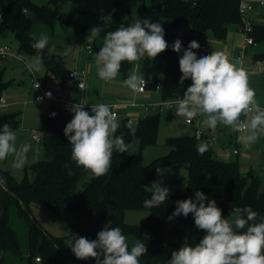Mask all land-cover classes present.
I'll return each mask as SVG.
<instances>
[{"label": "trees", "instance_id": "obj_1", "mask_svg": "<svg viewBox=\"0 0 264 264\" xmlns=\"http://www.w3.org/2000/svg\"><path fill=\"white\" fill-rule=\"evenodd\" d=\"M129 1L132 7L141 4L142 14L126 21H112L95 26L103 29L92 40L93 44L102 41L108 32L115 31L121 24L127 27L137 19H149L150 22L160 18L167 19L175 29L182 25L190 26L194 35L181 39L183 49H187L192 40L197 41L196 34L211 32L217 40L224 41L231 26L242 29L244 25L240 14V0H196L195 4V0H149V3L147 0ZM53 2L56 4L58 0ZM0 7L3 17L0 32L9 29L19 43V55L24 54L31 58L36 55V50L31 47L34 32L30 12L37 13L50 26L59 21L88 35L94 27L79 24L68 16L61 18L57 8L40 7L30 0H0ZM164 32V38L169 45L166 51L154 60L145 56L137 62L124 61L119 72L126 79L136 63L141 62L143 76L151 79L149 90L156 89L158 82L162 81L163 100L174 98L179 93L184 94L192 84L190 78L180 82L182 73L179 69V58L183 51L174 52L172 44L175 39L167 29ZM251 35L255 41L263 42L264 25H255ZM199 45L200 48L194 50L198 58L205 53L204 46L200 43ZM49 48L51 47L47 46L41 53L46 74L48 77L62 79L67 73L66 62L54 52L49 55ZM256 58L264 59V54ZM7 88L8 83L0 74V98ZM51 113H56L54 118ZM118 121L120 127L114 135H123L129 145L128 152L119 153L114 150L111 170L104 176L95 177L72 161V145L64 135L69 116L57 106H54L40 126L44 144L43 160L25 169L22 182H18L10 171L0 169V177L6 181L4 186H0L4 192L3 212L0 215V264H18V261L25 259L27 264H37L36 258H41L42 264H87L75 257L65 238L54 237L43 228L33 215L35 207L47 209L63 220L73 230V235L89 240H95L97 233L103 228L120 227L123 234L134 233L137 236L144 229L152 230L155 237L147 245V253L139 258L140 264H165L171 259L172 252L179 249L183 236L187 235L188 245L195 246L206 235L204 230L195 226L192 214L186 218L183 215L175 217L178 224L169 231H165L161 223L163 216L171 215L175 211L177 201L194 198L196 190L203 192L210 200L214 199L225 219L231 216L232 209L246 206L258 213L256 221L249 224L259 223L260 218L264 217V189L261 188L260 177L253 171L243 174L237 162L216 158L211 141H206L210 142V147L200 155L197 147L203 137L198 139L194 134L169 137L166 142L172 148L170 153L145 166L141 154H130V145L137 138L142 147L155 146L161 114H149L139 121L136 129L127 118ZM4 123H9L11 129L16 130L21 126V113L0 114V126ZM157 167H186L189 172L188 189L185 193H170L161 205L147 209L143 202L151 198V185L161 181ZM69 168L72 175H69ZM13 208L16 216L27 227L25 248L18 228L12 224ZM128 210L141 211L147 216L140 225H129L125 222ZM183 226H187L188 231ZM246 230L247 226L240 231ZM132 245L129 244V248Z\"/></svg>", "mask_w": 264, "mask_h": 264}, {"label": "clouds", "instance_id": "obj_2", "mask_svg": "<svg viewBox=\"0 0 264 264\" xmlns=\"http://www.w3.org/2000/svg\"><path fill=\"white\" fill-rule=\"evenodd\" d=\"M106 24L110 16H101ZM3 17L0 15V23ZM103 28L93 27L87 37L88 41L96 39ZM165 32L161 23L150 22L149 19H137L129 26L121 24L115 31L108 32L95 62L99 78L104 81L114 80L121 69L122 62L140 61L147 56L154 60L169 47L164 38ZM31 47L36 50L28 65L30 71L40 72L43 68L41 53L49 44V36L40 33L39 37L32 34ZM200 45L192 40L187 49H183L180 39L172 44L176 53L183 51L179 58V69L182 73L180 82L191 79L192 84L187 88L182 98L175 102L176 116H182L189 122L198 115L205 117L203 123L215 129L218 124L229 127L239 133L238 141L252 144L264 136V108L256 100L255 90L249 86L248 73L243 68L236 67L223 52L212 51L210 55L197 57L196 49ZM73 50L68 46L64 50L67 56ZM49 55L55 52V45L48 49ZM140 65L123 81V85L134 93L143 92L147 81L139 72ZM77 77L76 73H72ZM40 85H37L39 88ZM79 83V88L84 89ZM159 87V86H157ZM51 92L45 96L51 98ZM43 97H37L42 102ZM85 103L79 101L71 106L73 118L64 128V135L72 145L71 159L78 167L90 171L95 177L106 175L111 170L113 151L128 152L123 135L114 134L120 123L114 112L107 104L91 105V114L85 110ZM172 104H169V108ZM52 118L56 113L50 114ZM245 117L246 119H241ZM130 126V125H129ZM17 135L9 123L0 126V161L9 155L14 157L11 167L22 169L28 162V153L33 151L29 143L16 145ZM210 142H203L197 147L200 155L208 151ZM41 148L34 149V156L39 155ZM67 167V165H66ZM158 174L163 175L164 169L157 167ZM69 168V175H72ZM6 181L0 177V186ZM152 195L143 202L147 209L158 207L165 202L170 194L168 187L162 186L161 181L151 185ZM189 214L194 217L195 226L204 230L206 235L195 246L187 243L177 251H173L169 264H264V217L256 221L258 213L251 207H236L231 210L233 220L225 219L216 201L210 200L199 190L194 192V198L176 202L175 211L168 217ZM246 231H240L245 229ZM136 239L131 248L120 227L103 228L97 233L95 240L72 235L71 251L78 260L94 259L96 264H140L139 258L147 253L144 242L147 239ZM102 257V259H101Z\"/></svg>", "mask_w": 264, "mask_h": 264}, {"label": "rangeland", "instance_id": "obj_3", "mask_svg": "<svg viewBox=\"0 0 264 264\" xmlns=\"http://www.w3.org/2000/svg\"><path fill=\"white\" fill-rule=\"evenodd\" d=\"M35 5L44 7L49 6L52 8H57L60 17L67 18L70 17L79 24L84 26H99L104 25V21L100 19L101 16H110L108 22L112 21H126L129 18H137L142 14V5L138 4L132 7L129 0H58L55 4L53 0H30ZM259 1V0H253ZM149 3V0H147ZM1 15V12H0ZM30 17L33 23V32L39 37L40 33H46L49 36V47L55 45V54L66 62L67 66L89 70L87 63L91 62L95 67L94 74L97 66L95 62V52L94 55H90L87 46L92 45L95 48H101L103 42L99 41L97 44H93L92 41H88V33H80L78 29L74 26L62 24L57 21L54 26L48 25L43 21L37 13L30 12ZM64 15V16H63ZM69 19V18H68ZM246 23L253 28L255 25H264V9H256L250 11L245 17ZM107 22V23H108ZM153 23H161L163 29H167L173 39H186L194 35L192 29L188 25H182L178 28H174L167 19H156L152 21ZM134 23V22H133ZM253 32V31H252ZM253 37V36H252ZM195 38L197 42L202 44L205 48L204 55H210L212 51L220 52L224 51L229 54L231 62L239 68L237 62L238 52L241 51L245 34L243 32H238L236 30H231L224 41L217 40L211 32L196 34ZM254 38V37H253ZM257 42V41H256ZM264 42V41H263ZM257 42L258 45L251 49V52L256 54H264V43ZM0 46H9L18 51L19 43L15 38V35L6 29L0 32ZM72 46L73 50L67 56L64 55V50ZM94 58V59H93ZM31 57L21 54L20 57H13L3 59L0 58V74L3 80L8 83V88L4 92L3 96L7 100V104L0 105V113L7 114L10 112H20L21 113V126L14 130L17 135L16 145L19 148L24 143H29L32 145L33 151L28 153V162L22 169H14L12 175L18 182H22L25 178V168L31 167L33 164L38 163L44 158V144L36 143L30 138L33 131L39 132L40 124L42 118L47 116L50 111L54 108L52 103H37L34 100L35 91L31 88V72L28 65L31 63ZM250 58L245 59L244 67L246 69L250 68ZM140 69L139 72L143 74V65L139 62ZM92 67V69H93ZM135 69V67H134ZM133 69V70H134ZM244 69V70H245ZM33 72V71H32ZM249 77V86H251L256 93V100L261 107H264V78L261 74H258L257 70L252 72L246 71ZM37 79H41L43 82L48 84L51 88L55 87L59 81L54 80L51 77L48 80L45 79L46 69L43 66L40 72H33ZM123 77V76H122ZM117 76L112 81H106L104 87L101 83L95 82L96 88L98 89V95L104 94V103H121L129 104L132 102H138L142 104H155L163 100L162 92L156 89L149 90L145 96L134 97L133 92L123 85L124 78ZM149 80H151L148 77ZM68 85L71 84L68 81ZM112 87V88H111ZM119 87H123L122 92L117 91ZM103 91V92H102ZM102 92V93H101ZM100 97V96H98ZM10 102V104L8 103ZM175 106L171 109H166L161 113V125L158 134L157 144L155 146L142 147L139 139L135 138L130 145L129 152L131 155L141 154L143 159V164L148 166L152 164L157 158L167 156L171 151V146L166 142L169 137H179L183 135H190L192 133L191 127L188 129L180 130V126H187L186 118L182 116H176ZM155 112V111H151ZM121 119L122 113L130 117L139 116V111L135 108H121ZM146 113H141V118H144ZM72 118H69V122ZM246 119V118H245ZM136 129L137 126H132ZM27 137V138H26ZM220 139L223 143H227L228 139L225 135L220 134ZM235 136L232 144L229 145L230 152L232 153V148L235 146ZM217 145H219L217 143ZM241 154L239 156L240 162L243 163L244 170L247 172L252 170L253 173L260 177L261 188L264 189V136H261L259 140L252 144H246V146H241L239 143ZM41 148V152L35 159L34 149ZM10 162L14 157L11 155ZM237 158V157H236ZM164 169L163 175L158 174L160 180L162 181V186L168 187L170 193H185L188 189V176L189 172L186 167H181L178 169H172L171 167H162ZM31 172L30 170H28ZM32 178V176H31ZM3 199L4 192L0 189V214L3 212ZM34 217L40 222L43 228L48 231L54 237L65 238L66 244L71 246V239L73 235V230L59 217L51 213L43 207L33 208ZM147 214L141 211L128 210L125 214V222L129 225L137 226L140 225L143 218ZM171 215H165L161 219L162 226L165 231L173 229L177 224L178 220L173 218L171 221L168 217ZM228 219L231 221L234 216H229ZM12 224L14 227L18 228L22 243L24 248L27 246V227L25 223L16 216V210H12ZM186 231H188L187 226H183ZM126 241L129 244H133L136 239H144L147 235V239L144 240L146 246L152 243L155 234L152 230L144 229L140 236L134 233H126ZM188 244L187 235L183 236L179 243V249L184 245ZM178 249V250H179ZM87 264H95V260L89 258L88 260H83ZM13 264V262H11ZM18 264H27V259L23 261H18ZM165 264H169V261Z\"/></svg>", "mask_w": 264, "mask_h": 264}, {"label": "crops", "instance_id": "obj_4", "mask_svg": "<svg viewBox=\"0 0 264 264\" xmlns=\"http://www.w3.org/2000/svg\"><path fill=\"white\" fill-rule=\"evenodd\" d=\"M256 9H264V7L261 6L260 4H257V2H256L255 8L253 10H256ZM231 30H236L238 32H241V30L238 29L236 26H231L230 29H229V33H230ZM102 42H103V40H102ZM252 48H250L248 50V56L245 57V59L246 58H250V61L249 62H250L251 65H249L250 68H248V69H247V67H246V69L244 67L245 59H244V61H243L242 64L239 63V61H238V55H239V52L240 51L238 52L237 62L239 64V68H243V69H245V71H250V72H252L254 70H257L258 71V74H261L263 76V78H264V67L258 69L255 66V61L258 59V58H256V56H258L260 54H256L255 52H251V49ZM99 50H100L99 48H95L94 47V52L92 54H90V55H94L95 52L98 53ZM220 52L225 53L227 55V57L230 58L229 54H227L226 52H224V51H220ZM86 65H88L89 70H86V72H87V87H86V89L84 91H81L78 88H76L75 85L72 83V81H70L69 79L66 78V75L62 79H58V78L53 77V78H55L54 80H58L59 81L57 83L59 85H56L54 83L52 84L55 87V89L54 88H51L50 86H48V84H46L45 82H43L41 79L40 80L42 81V83L44 84V86L47 89L52 90L54 92V94L56 95V97H58V98L65 99V100H69V101H72L74 103H78L79 101L84 102L86 104L85 105L86 106L85 110L88 111L89 114H91V105L104 103V100H105V99H103L104 94L98 95V89L96 88V85H97V83H101L103 85V87H104V84L103 83H105L106 81H104L101 78H99L98 72L96 74V71H95V74H94L95 67H93L94 65L91 64V62L87 63ZM66 67H67V73L70 72V71H72V70H79V69H76V68L69 67V66H67V64H66ZM92 67H93V69H92ZM82 70H84V69H82ZM118 76L119 77H122L121 74H118ZM51 77L52 76H49L48 77L47 74H45V79L48 80ZM124 80H125V78H124ZM68 81L71 82L70 85H68V83H69ZM95 82H96V85H95ZM31 89L33 90V88H31ZM123 90H124L123 87H121V88L119 87V89L117 91L122 92ZM33 91H35V90H33ZM147 93H145V94H138V93H134L133 92V95H134V97H137V96H145ZM98 96H100V97H98ZM8 103L10 104V102H8ZM41 103H52L53 104V107L56 106L52 101H43V102H40V104ZM136 110L139 111V116H133V117H138V118H140V120L143 119V118H141V113H143V112L146 113V116H148L151 113H156V112H147V111H145L143 109H136ZM10 113H13V112H10ZM10 113H7V114H10ZM2 115H5V114H2ZM45 117L46 116H44L42 118L41 124L43 123V120H44ZM122 117L123 118H127V117H130V116L122 113ZM69 118H73V115H69ZM204 119H205V117L198 115L196 118L193 119V124L192 125H188L187 124V120H186L187 126H180L179 128H180V130H184V129H188V126L191 127L192 133L190 135H193L194 134V131L197 128L203 129L204 130V135H203V139L200 138V139H202V140H200L201 143L208 141L209 140V137L215 136L217 138V140H216V142H212V143H213L214 155L216 156V158H218L220 160H223V161H227V162H229V161L237 162L240 165V168H241V171H242L243 174H247L249 172H252V170H249V171L246 172L244 170L243 163L240 162L239 156L241 154V150H240V146H239V143L240 142L238 141V135H239V133L233 132L229 127H226V126H224L222 124H218V126L215 129H211V128L207 127L203 123V120ZM41 124H40V126H41ZM34 132H36V131H33L31 133V135H30V138L33 141H35L33 139V137H32V134ZM39 132H40V130H39ZM220 134H223V135H225L227 137V139H228V142L227 143H223V141L220 139ZM234 136H235L236 144L232 148L233 150H232V153H231L230 152L229 145L232 144L233 139H234ZM35 142L38 143L37 141H35ZM217 143L219 145H217ZM241 146L244 147V146H246V144L241 143ZM235 151H238V153L236 154ZM10 157H11V155H9V157L6 160L0 161V169L8 170V171H10L12 173V171H14V170L11 168V162H10V159L11 158ZM3 202H4V199H3ZM0 211H1V207H0Z\"/></svg>", "mask_w": 264, "mask_h": 264}, {"label": "built area", "instance_id": "obj_5", "mask_svg": "<svg viewBox=\"0 0 264 264\" xmlns=\"http://www.w3.org/2000/svg\"><path fill=\"white\" fill-rule=\"evenodd\" d=\"M257 4H260L261 6L264 7V0H259L256 1ZM255 1L253 0H240V14L242 16V20H243V28L240 29L241 32H243L245 34V40L242 46L241 51L239 52L238 55V61L239 63H243L245 57L248 56V50L252 47H255L258 45V43L255 41V39L252 37L251 33L253 31V28H251L246 21L244 20V17L255 8ZM196 3V0L194 1V4ZM0 12L2 13L1 7H0ZM264 43V42H263ZM87 49L89 51L90 54H92L94 52V47L92 45H88ZM225 54V53H224ZM226 55V54H225ZM227 56V55H226ZM13 57H20L18 51H16L14 48H11L9 46H0V58L3 59H7V58H13ZM255 66L256 68L260 69L262 67H264V59H257L255 61ZM31 72V86L33 88V90H35V94H34V100L35 102H37V97H43V101H52L56 106L60 107L63 111V113L67 116L69 115H73V113L70 111V108L73 104H75L72 101L69 100H65V99H60L58 97H56V95L54 94V92L52 90L47 89L44 84L42 83V81L40 79H37V77L35 76V74ZM76 73L77 77L73 76L72 73ZM66 78L69 79L70 81H72V83L75 85L76 88H78L79 90H81L79 88V83H83L84 84V89H82L81 91H84L87 87V72L86 70H72L70 72H68L66 74ZM143 78L148 82L144 91L143 92H137L138 94H145L149 91V84H150V80L143 76ZM40 85L39 88H37V85ZM159 86V87H157ZM156 86V90H162L163 84L162 81L158 82ZM47 92H51V98L45 96V93ZM183 93H179L177 94L174 98L171 99H165L162 100L159 103H155V104H142V103H137V102H132L129 104H121V103H104L107 104L111 111L114 112L117 116V119H121V114H120V109L121 108H135V109H143L147 112H151V111H155L156 113H162L164 110L166 109H171L175 106V102L179 99L183 97ZM40 103V102H37ZM172 104V107L169 108V104ZM3 104H7V100L4 96H2L0 98V105ZM86 108V106H85ZM264 108V107H261ZM129 123L133 126H137L140 118L138 117H127ZM241 119H245V117H241ZM187 124L188 125H192L193 124V119L189 122L187 120ZM194 135L200 139L203 137L204 135V130L201 128H197L194 131ZM32 137L35 141H37L38 143H42L43 138H42V134L41 132H34L32 134ZM217 138L215 136L213 137H209V141L211 142H216ZM235 153L237 154L238 151H235ZM36 263L37 264H42L41 258H36Z\"/></svg>", "mask_w": 264, "mask_h": 264}]
</instances>
